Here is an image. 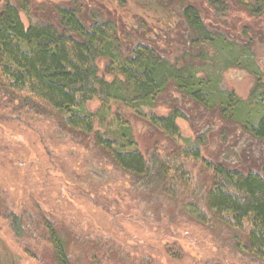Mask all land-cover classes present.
I'll return each instance as SVG.
<instances>
[{
  "label": "trees",
  "instance_id": "trees-1",
  "mask_svg": "<svg viewBox=\"0 0 264 264\" xmlns=\"http://www.w3.org/2000/svg\"><path fill=\"white\" fill-rule=\"evenodd\" d=\"M131 1L159 14L160 24H144L141 14L134 25H125L94 1L0 0V92L19 110L52 115L60 131L88 138L142 189L170 198L193 195L199 186L187 165L201 161L212 173L202 198L206 211L232 231L240 253L264 261V68L254 37L235 38L219 18L234 7L261 16L264 0H202L214 18L202 14L198 0ZM231 67L252 75L245 98L220 85L222 72ZM96 101L100 106L93 110ZM111 103L171 138L179 135L177 120H188L201 107L240 127L259 149L237 145L234 128L224 126L215 156H203L208 136L202 131L194 143L184 138L186 145L145 155L129 120L119 112L109 116ZM160 104L170 111L144 112ZM225 150L236 159L220 158ZM39 212L32 222L7 208L0 216L18 240L36 238L30 230L44 231L54 263L74 264L64 236Z\"/></svg>",
  "mask_w": 264,
  "mask_h": 264
},
{
  "label": "rangeland",
  "instance_id": "rangeland-1",
  "mask_svg": "<svg viewBox=\"0 0 264 264\" xmlns=\"http://www.w3.org/2000/svg\"><path fill=\"white\" fill-rule=\"evenodd\" d=\"M92 1L125 25H134L141 14L144 24H160L159 14L131 0H85ZM198 2L202 14L214 18L213 10L202 0ZM219 18L235 38L254 37L258 62L264 68V43L257 36L264 37V13L252 16L234 7ZM252 84L248 71L231 67L222 72V88L239 97L245 98ZM99 106L96 101L90 107L97 110ZM169 111L162 104L144 109L159 115ZM117 112L129 120L137 147L145 155L152 149L171 150L194 143L202 131L208 136L203 156H215L222 148L218 131L224 126L229 131L234 128L237 145L245 142L254 153L259 149L252 138L243 137L240 127L226 124L214 113H204L201 107L190 119L177 120L179 135L174 138L126 107L111 105L109 116ZM225 155L236 159L231 152L220 158ZM187 166L199 186L195 194L179 192L170 198L142 189L88 138L60 131L52 115L19 110L0 92V210L24 213L30 222L37 221L42 211L66 239L74 264H264L240 253L232 231L206 211L202 198L212 181L211 171L201 161H189ZM29 233L36 238L16 239L0 216V264H5L3 260H10L8 264H55L44 231Z\"/></svg>",
  "mask_w": 264,
  "mask_h": 264
}]
</instances>
